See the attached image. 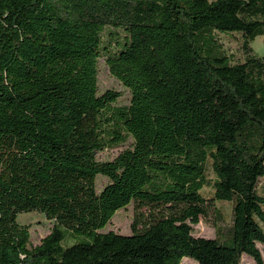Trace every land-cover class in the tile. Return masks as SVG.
Returning a JSON list of instances; mask_svg holds the SVG:
<instances>
[{"label": "trees", "instance_id": "1", "mask_svg": "<svg viewBox=\"0 0 264 264\" xmlns=\"http://www.w3.org/2000/svg\"><path fill=\"white\" fill-rule=\"evenodd\" d=\"M134 29L186 50L163 61ZM258 36L264 0H0V264H264ZM101 61L127 103L100 91ZM217 202L229 221L194 236ZM129 204L131 233L104 230ZM31 211L52 221L36 245Z\"/></svg>", "mask_w": 264, "mask_h": 264}, {"label": "rangeland", "instance_id": "2", "mask_svg": "<svg viewBox=\"0 0 264 264\" xmlns=\"http://www.w3.org/2000/svg\"><path fill=\"white\" fill-rule=\"evenodd\" d=\"M146 33L151 38V41L157 46L159 56L161 60L167 61L173 57L182 54L186 48L185 43L174 36L168 35L165 37H158L150 30L134 29L132 35ZM224 46L235 56L241 58L240 42L237 37L230 34L221 35ZM251 46L255 54L260 57H264V41L261 36L256 37ZM106 88H113L122 92V96L119 98V103L124 104L128 102L127 89L115 79L105 67L103 62L100 63L99 71V89L103 91ZM123 146H119L113 149H105L97 153V158L111 159L115 156ZM99 183H105V179H100ZM258 190L264 194V177L260 178L257 184ZM133 217V206L129 204L126 208L118 210L110 222L105 226L104 230H113L122 234H130V224ZM220 218H225L226 221L230 219V204L228 202H217L215 207H211L205 216H200L199 222L192 226V234L194 236H202L207 238H213L216 236V225L219 223ZM17 222L20 224L30 225V244L36 245L40 239L47 235L52 227V221L45 218V216L36 211L21 212L17 215ZM68 239H63L61 245L63 247L72 244ZM259 249H262V245L257 243ZM181 264H197L190 258H183ZM239 264H255L253 259L247 255H242Z\"/></svg>", "mask_w": 264, "mask_h": 264}]
</instances>
